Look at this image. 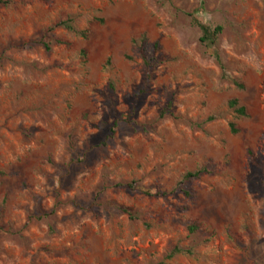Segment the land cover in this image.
<instances>
[{
    "label": "rangeland",
    "instance_id": "rangeland-1",
    "mask_svg": "<svg viewBox=\"0 0 264 264\" xmlns=\"http://www.w3.org/2000/svg\"><path fill=\"white\" fill-rule=\"evenodd\" d=\"M4 1L0 264H264V0Z\"/></svg>",
    "mask_w": 264,
    "mask_h": 264
},
{
    "label": "trees",
    "instance_id": "trees-1",
    "mask_svg": "<svg viewBox=\"0 0 264 264\" xmlns=\"http://www.w3.org/2000/svg\"><path fill=\"white\" fill-rule=\"evenodd\" d=\"M4 3L5 1L4 0H0V3ZM194 24L200 29V31L202 32V37L200 38V41L204 44H206L207 46L210 45V46H214L216 45L217 43V40H218V36L219 34L221 33L222 31V28L220 26H217L215 27L214 29H210L207 25H204V24H201L200 22H198L197 20H194ZM56 27L58 26H63L64 28H66L67 30H70V31H73L75 33H77L78 35L82 36V37H86V33L84 31H78L76 30L72 25H70L68 22H65V21H61L59 23H57L55 25ZM136 42L139 43V46L143 48V51L145 52L143 55H142V58H143V63L150 67L154 64L155 62V57L154 55L147 50V47L149 46H152V48L154 50H158V43H153V44H148L147 43V39L145 36H142L139 40H137ZM43 48L45 50H49V45L45 42H39ZM58 43H62L61 41H59ZM83 55H84V52H82ZM215 59L218 61V56L215 54ZM235 85L238 87V88H242V85L238 84V83H235ZM263 90H264V87H263ZM228 106L233 110V112L236 114V117L237 118H241V117H245L246 116V110L243 106H241L239 104V101L237 99H231L229 102H228ZM230 127H231V131L233 133L236 132L235 128H234V125L233 124H230ZM200 175V171H196L194 173H187L183 180L180 181L176 187H174L169 193H174L175 191H180V192H183L184 194H187L189 195V193L185 190L184 188V183L187 179L189 178H194V177H198ZM126 187L130 190H138L136 186H134L133 183H128L126 185ZM141 192L143 194H146V195H150L151 193L148 191V190H144V189H141ZM167 193L166 192H163V191H155V193H153L154 196H165ZM197 229V225L196 224H192V225H189L188 226V230L189 232L193 233L195 232Z\"/></svg>",
    "mask_w": 264,
    "mask_h": 264
}]
</instances>
